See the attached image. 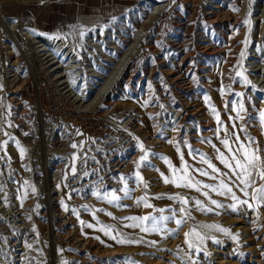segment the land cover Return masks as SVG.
Returning <instances> with one entry per match:
<instances>
[{
  "label": "rangeland",
  "instance_id": "1",
  "mask_svg": "<svg viewBox=\"0 0 264 264\" xmlns=\"http://www.w3.org/2000/svg\"><path fill=\"white\" fill-rule=\"evenodd\" d=\"M159 1L170 3L162 14L165 38L159 46L144 47L136 58V74L131 78L132 81L139 80L137 89L151 78V90L156 91L155 95L160 93L155 86L157 80L164 78L170 85L171 79L180 74H173L175 68L170 71L168 67L174 61L170 56L173 51L169 45L167 50L164 40L173 30L171 25L179 21L180 16L189 17V13L182 14L186 0ZM211 1L198 0L197 14L191 19L192 30L184 39L187 42L185 53L188 54L183 68L197 72V79H201V67L206 61L201 56L203 50L207 48V53L216 58V84L209 82L211 93H214L211 103L201 90L195 92L200 111L206 114L205 120L192 117L182 125L180 121L176 123L167 114L169 104L164 105L158 97L159 102L162 101L161 113L155 115L156 118L152 119L140 111L138 122L143 127V133L136 136L138 148L130 161L135 156L136 159L133 165L127 167V173H119L121 179L114 181V188L106 193L101 191L102 195L97 199L95 193L94 196L91 194L92 189L89 194L81 193L80 199L89 203L79 202L74 207L77 209L75 214L68 213V206L74 203L67 191L65 199L51 209L50 193L46 190L47 197L40 202L38 230L30 224L31 214L26 208L32 197L23 198L17 194L22 181L28 180L32 171L39 168L45 171L57 150L67 147L74 151V165L66 178L69 180L77 165L76 144L79 140L88 139L81 129L85 114L97 113L103 118L105 116H101L98 110L105 111L113 104L120 111L133 105L145 111L149 108L147 100H142L137 90V93H131L126 88L119 89L118 96L108 104L98 101L91 107V103L103 78L127 50L134 32L148 21L152 8L141 0H116L114 6L96 9L99 10V17L94 23L74 20L61 28L68 32L65 45L63 48H50L58 50V60L67 59L64 52L69 50L71 56L82 61L81 70L87 69L86 62L92 64V57L102 66L99 65V80L89 76L92 68L87 69L86 76L85 73L67 72L68 77L64 80L70 88L66 97L75 110L76 118L69 125L74 137L71 142H56V146L52 147L42 140L47 138L51 128L44 123L47 118L39 108L36 69L40 54L50 59L52 67L56 66L53 56H50L51 51L37 52L40 48L36 44L23 39L29 55L16 56L13 44L8 38H2L5 49L2 51L3 61L7 67L16 68L11 76L15 74L19 83L12 91L9 90L8 103L0 113V136H4L0 137V264H43L38 261L48 262L41 257L43 250L53 254L54 264H264V107L260 106L264 103V40L261 43L257 41L264 19L253 25L252 33L247 32L249 14L242 12V0H232L233 8L219 5L218 9L220 13L230 15L232 25L226 24L217 30L201 19ZM251 3L255 4L256 10L260 9L258 6L261 3L264 8V0H251ZM74 4L79 5L80 2L61 0L57 5ZM47 5L35 8L25 6L18 12L3 8L6 11L4 16L10 22L19 21L24 27H36L42 31L40 18L51 14L46 11ZM80 7H85L82 12L86 15L94 12L82 4ZM113 28L118 30L119 37L108 44L110 54L98 61L89 37L94 31L106 30L110 34ZM47 32L53 34L56 30L50 27ZM5 33V26L0 20V35ZM250 41H257L255 44L259 52L257 63L249 65L246 73L242 64L244 60L246 64L248 62L247 46ZM62 64L64 71H68L69 61L63 60ZM142 65L143 75L138 67ZM26 73L36 76L35 96L26 85ZM247 74L252 75L248 77ZM248 78H252L253 82ZM19 84L21 87L17 90ZM61 84L64 85V82ZM89 86L93 87L92 90L95 88L91 93ZM57 97L56 101L64 102L61 95ZM3 131L4 135H1ZM36 131H39L38 135ZM58 135L57 139H60L62 135L59 132ZM150 139L154 142L153 147L150 146ZM22 144H26L27 150L22 151L23 158L18 160L11 148L15 145L21 147ZM199 215L205 217L203 221ZM215 215L216 220L213 218ZM229 219H236L237 222L229 223ZM72 227L77 229L79 236L89 239L94 245L90 249L82 247ZM243 227L249 231L246 232ZM46 232L49 238H46ZM47 243L50 247L46 246Z\"/></svg>",
  "mask_w": 264,
  "mask_h": 264
},
{
  "label": "bare ground",
  "instance_id": "2",
  "mask_svg": "<svg viewBox=\"0 0 264 264\" xmlns=\"http://www.w3.org/2000/svg\"><path fill=\"white\" fill-rule=\"evenodd\" d=\"M58 1H61V0H0V20L6 29V33L3 35H0V87L2 88V93L0 95V113L4 109V106L8 103L7 98H8V95L10 94V91L13 90L14 85H17L19 83L18 82L19 80L17 81V78H16L17 76L15 77V74L13 76H11V74L15 72L16 68L14 69L13 66L7 67V65L3 61L2 51L5 50L4 47H2V41H3L2 38L3 37L8 38L9 42H11V45L13 44V47L16 51V56L23 55L24 57H26V55L27 56L29 55L28 49L26 48L27 46L25 47V45H24L25 42L23 43V41H22L23 39H27L28 41L36 44L37 48L38 49L40 48V50H38L37 52H43L46 50L49 52L51 51L50 56H53L52 60H55L54 61V64L56 65L55 67H52V64L50 63V59L48 60V57L45 54L39 55V62L38 63H39V66L41 65L44 67L45 72H46L45 75L47 77H49L50 79H54V81L56 83L61 84L62 79L68 77L67 72L68 73L74 72V73H77V75L85 73V76H86V74H87L86 72H88V70L87 69H86L87 71L81 70L83 68V66L81 65L82 61H79L77 59V57H75L74 55L71 56V51L66 50L64 52V57L66 56L68 58L63 59V60L69 61V67L67 68L68 71H66V69L64 71L65 66H64V64H62L63 60H58V55H59L58 50H56L55 48H53V50L50 49V48L56 47V46H62V48H63V46L65 45L66 40L68 38L66 35L68 32L64 31V29H61V28L64 25L70 24V22L74 21L75 20L74 16L75 17L78 16V18L81 20H88L89 22H91L89 18L81 15L82 13L80 12L79 8L78 9L76 8L77 4L61 7V6L57 5ZM141 1H143L144 4L146 6H148L149 8H152L151 15H150L148 21H146L137 31L134 32L133 39L129 43L127 50L121 54V56L116 60L114 67H112V69L109 70L110 72L103 78L104 81L101 82V84L99 85V89L95 92V95H94L95 98H94L93 102L91 103V107H94L92 105L94 103H97L98 101H102V102L108 104L109 101L112 100V98H114L115 96H118V90L119 89L123 90L126 88L125 90H130V88L132 86L131 82L128 81L124 84V81H125L126 76L129 73L132 75L131 72L136 65V58H138L140 56V54L142 53L145 46H148L150 48L159 46L161 40H163L165 38V37H163V34L165 33V31H162V26L164 24L162 14H163V12H165L167 7H169L170 3L168 1L162 2L159 0H141ZM73 2H83V0H73ZM197 2H198V0H186V3L184 4V6H182L183 7V9H182L183 13L182 14L189 13V15H188L189 17L183 18V16H180L179 21H177L175 24L171 25L172 26L171 28L173 30L170 31L169 34L166 33V34H168V36L166 35L167 39L164 40L167 50H168V45H169V48L173 51L172 55H170V56H173L174 61H172V63H171L172 65L169 64L170 66H168V67L170 68V71H171V69L175 68L176 72L175 73L173 72V74H176V73H180V74L177 77H174L173 79H171L172 82L169 83L170 85H168V80H164V78L157 80L156 81L157 84L156 85L154 84V85L157 86L158 90H160V93L158 95L154 94V92H156V91L153 92V90H151V87H152L151 83H150L151 78L147 79L146 85H144L143 87H141L139 89H136L140 93L139 97L142 96L141 97L142 100L144 98L145 101L147 100V102L149 104V108L146 111L144 110V108H140L139 106L133 105V108L136 110L135 114H136L137 121H139V119H140V117H139V115L141 114L140 111L147 114L149 117H152V119L156 118L155 115H157L158 113H161L159 111L161 110L160 104L162 101H164V105L169 104V106L167 107V109H168L167 114L170 115V120H173L176 123H178V121H180L179 123H181V125H182V122H184L185 120L192 118V117L201 118V121L205 120L206 114L202 113L200 111L201 109L199 108V103H198V100L196 99V96H195L196 93L195 92L197 90H201V92L205 94L206 100L208 101V103H211V100L213 99L212 97L214 96V93L213 92L211 93L212 88H210L209 84L210 83H212L213 85L216 84V79H215L216 78V75H215L216 74L215 73L216 58H212L213 54L207 53L208 50H206L207 48L205 46L206 49L203 50V53L201 56H202V58L206 59V61L203 63V66L201 67V70H203V72H202L203 74L201 75V79L198 78L199 79L198 82H197L198 79L196 77V75H198L197 72L192 73L191 70L183 68L184 67V60L186 58L185 56H187V54H188V53L187 54L185 53L187 50L185 43L187 44V42H184V39L187 38L186 36H188L189 32H191L190 30H192L193 20H191V19H193L195 17V15L197 14V11H198L197 10V6H198ZM242 2H243L242 12L249 14V24H248V27L246 29H248L247 32L252 33V31L254 30L253 25H255V26H256V24L258 25V23H260L261 20L264 19V8H262L263 5L261 3L258 6V7H260L259 10L254 9L255 4L251 3V0H242ZM45 4L49 5V6L47 5L48 8L46 11H48V13H51V14H46L40 18L39 24L41 23L40 26L42 28V31L37 30L36 27H32V28L24 27L22 22H19V21L18 22H10V21L6 20V18L4 16L6 11L3 8H9L10 11L13 10L14 12L15 11L18 12L19 10H21L25 6L35 8L38 5H45ZM219 5H221V6L225 5L228 8H233L234 7V1H232V0H212L210 6L207 8L204 15L201 17V19L204 23H207L208 25L210 24V26L215 27L217 30H218V28H220V26H223V25L225 26L226 24L227 25L231 24L230 19H229L230 15H227L225 13L223 14V13H220L218 11V9L220 8ZM227 18L229 19V21ZM231 19H232V17H231ZM237 21H239V19H237ZM235 24H238V23L235 21ZM50 27H53L56 30V32L53 34H49L47 32V29ZM58 29H61V30H58ZM263 33H264V26L261 28L260 37L258 36L259 38L257 39V41L259 43H261L264 40ZM90 36H91V34H90ZM118 37H119V32L116 28H113V31H111L110 34H108L106 32V30H102V32H99V33L94 31L92 37H89V38H91V40H92L91 43L95 47L93 53L96 54L98 61L102 60L104 57H106L110 54V51H109L110 46H108V44L111 42L113 43V42L117 41ZM261 37H263V38L261 39ZM188 40H189V38H188ZM256 42L250 41L248 43V46H247L248 58L246 61H248V62L246 64L245 60H244L243 64H242V67L246 71V73L249 70V68H248L249 65H254L257 63L256 58H257L259 51L257 52L256 44H255ZM26 51H27V53H26ZM100 54H102L104 56H102ZM93 59H94L93 60L94 66H92V64H91L92 69L89 71H91L92 74L89 76L93 77V78L94 77H100L101 76V74L99 73V65L100 64L97 63L96 58H93ZM143 65H145V63ZM143 65H142V67L138 66L142 75L144 73V66ZM100 66H102V65H100ZM71 70H74V71L70 72ZM170 71H169V74H170ZM260 71H261V69L259 70V72ZM153 72H154V70H152V73ZM250 72H252V71H250ZM248 74H247V76L251 77L252 74L250 76ZM38 75L39 74L37 71V76ZM165 75H167V74H165ZM12 77H15V79H12ZM35 77L32 73H28V74L26 73V75H25L26 85L28 87V90L33 92L32 96H35L34 93L36 92L35 91V89H36ZM131 78H132V76H131ZM252 78H254V76ZM252 78H248L249 79L248 81H250L251 83L253 82ZM37 79H38V91H39V98H40L39 108H40L42 114L44 115V117L47 118L46 120H44V123L45 124L48 123V125L50 126V123H49L50 120L46 116V114H44V112L42 110L43 109V102H42L41 92L39 89V76ZM61 85H63V84H61ZM20 87H21V85L19 84L17 87V90L20 89ZM92 88L93 87L89 86L88 90H91ZM111 89H112V92H110ZM91 91L93 92V90H91ZM91 91H90V93H91ZM135 93H137V92H135ZM158 97L160 99H162V101L160 100L161 102H159V100L157 99ZM252 101H253V99H252ZM110 104H112V103H110ZM260 106L264 107V103H261ZM108 108H106L105 111L102 109H99L98 112L101 114V116H106V114L109 113V110H107ZM167 114H165V116ZM167 120L170 121L169 118ZM0 124H1V118H0ZM138 124H139V122H138ZM139 126H140V124H139ZM59 130H60V127L58 124H56V123L52 124L51 123V130L49 131L48 135L46 136L47 138L43 137L42 140L44 142L47 141L48 145H50V147L56 146V142L58 144V142H62V143L65 142L66 143V142L72 141V137H74V135H73L74 133H73L71 128L68 129L70 133L72 132L71 137H67L66 135L61 134L62 137L60 139H57V137L59 136L58 135ZM139 130H142L141 132H143V127H141V129L139 128ZM38 132L36 131L37 135H38ZM1 135H4V131L2 132ZM137 135H139V134H137ZM0 137H4V136H0ZM24 150L25 151L27 150L26 144H22L21 147H18L17 145H15L11 148L12 154H14L15 157L18 158V160L22 157V154H23L22 151H24ZM134 159H136V156L133 157L132 161H129V162L127 161L128 165L126 164L125 168L122 170V172L120 174H122L123 172H126V169H129L127 167L129 165L131 166V164L134 163ZM49 163H48L49 166L47 165L45 167V171H43L41 168H39L36 171H32L30 173V176H29L30 178L29 179L27 178L28 180L22 179L23 180L22 183L20 182L21 186L18 188V191H17V194L19 193L20 197H23V198L28 197V196L32 197V200L30 202L28 201L29 203L27 204L26 208L30 210L29 213L31 214L29 222H31L30 224L35 226L36 230H38V212H39V208H40V202H41V200L44 201L46 199L45 198V197H47V195L45 193L46 190L50 193L49 202L51 203L50 204L51 209H55L56 204L58 202H60L61 200L65 199L64 198L65 197V191H67L68 195L71 198V201L74 203L72 206L71 205L68 206V213L71 212L70 214H75L77 209H75L74 207L79 202L81 203V201H82V199H80V197L82 196V194L83 195L86 193L89 194L88 191L91 189V188L86 189V186H80V187L74 186L73 184H71L70 178L68 181L66 180V178H68V171L74 165V151L72 149H70L69 147L59 148L57 150L56 156L52 157L49 160ZM120 174H118L115 177V182H116V180H117V182H119V178L121 179ZM122 181H123V178H122ZM111 188H114V186H111ZM94 193L97 195L95 199L101 197V195H102L101 191L98 189H95V190L92 189L91 194L93 196L95 195ZM54 196H55V198H54ZM15 197H16V195H15ZM82 202L86 203L87 205L89 203L86 200H84ZM179 210H180V207H179ZM197 215H198V213H197ZM173 216H174V214H173ZM203 217L204 216L199 215V218L201 220L203 219ZM207 218H209V217H207ZM213 218H215V220H216V215ZM179 219H181V218H179ZM164 220H165V218H164ZM229 220L231 221L229 223L237 222L236 219H229ZM49 223H51V219H49ZM73 225L74 224L72 223V226ZM243 229L246 232L249 231V229H246L245 227H243ZM71 230L74 231V233L76 235V239L81 244L82 247H84L86 249H90L94 245L89 239H87V238L85 239V238L79 236L76 228L73 229V227H72ZM40 231H42V230H40ZM45 236H46V238H49L48 233ZM46 240H48V239H46ZM46 246H49V244L47 243ZM14 247H15V245H14ZM41 253H40L41 257L46 259V260L48 259V262L47 261H40L41 259L38 260L39 262H41L43 264L44 263L45 264H47V263L54 264V258H53L52 253H50V252L47 253L44 250ZM95 262H97V261H95ZM97 263H99V262H97ZM100 264H108V262L107 263L101 262Z\"/></svg>",
  "mask_w": 264,
  "mask_h": 264
},
{
  "label": "built area",
  "instance_id": "3",
  "mask_svg": "<svg viewBox=\"0 0 264 264\" xmlns=\"http://www.w3.org/2000/svg\"><path fill=\"white\" fill-rule=\"evenodd\" d=\"M84 65L87 69L91 68L89 62ZM37 66L39 89L43 102L42 110L50 120V128L51 123H56L60 127L59 134L71 137L72 132L68 130L69 125L76 118L75 110L72 109L66 97L70 87L64 79H62L64 85L56 83L54 79L45 75L43 66ZM92 66H94L93 57ZM88 73L90 74L91 71ZM131 73L134 78L136 68ZM125 81L132 83L129 90L131 93L137 92L135 90L138 88V79L132 81L130 75H127ZM130 92L129 94L132 95ZM58 95L62 96L64 102L56 101ZM108 110L109 113L103 118L97 113H87L81 120L82 132L84 137L88 136V139L79 140L76 144L77 165L70 177L71 184L74 186H86V189H98L104 193L112 190L111 186L114 184L115 177L122 172L125 163L131 160L138 148L136 136L143 132L139 130L141 127L136 119V110L133 106L120 111L119 107L113 104ZM150 146H154L151 139Z\"/></svg>",
  "mask_w": 264,
  "mask_h": 264
},
{
  "label": "crops",
  "instance_id": "4",
  "mask_svg": "<svg viewBox=\"0 0 264 264\" xmlns=\"http://www.w3.org/2000/svg\"><path fill=\"white\" fill-rule=\"evenodd\" d=\"M116 0H83V2H80L83 6H86L87 8H90V10H93L94 12H92L91 14L89 15H86L82 12V10L85 8V7H80L81 4H77L76 5V8L80 10V12L82 13L81 15H83L84 17H87L90 19V24L94 23L95 21L98 20V11L99 10H96V9H103V8H106L107 6H114V2ZM113 4V5H112ZM65 6H69V5H65ZM86 8V9H87ZM75 20H81L77 17H75ZM83 21V20H82ZM41 24V23H40Z\"/></svg>",
  "mask_w": 264,
  "mask_h": 264
}]
</instances>
